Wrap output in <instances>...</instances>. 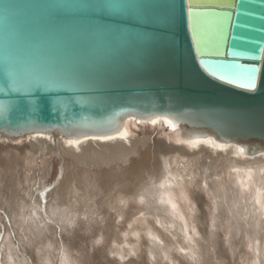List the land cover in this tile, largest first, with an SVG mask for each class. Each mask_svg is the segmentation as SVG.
Returning a JSON list of instances; mask_svg holds the SVG:
<instances>
[{
	"label": "water",
	"instance_id": "obj_1",
	"mask_svg": "<svg viewBox=\"0 0 264 264\" xmlns=\"http://www.w3.org/2000/svg\"><path fill=\"white\" fill-rule=\"evenodd\" d=\"M233 64L257 69L254 91L230 78ZM127 127L260 158L264 0H0V139Z\"/></svg>",
	"mask_w": 264,
	"mask_h": 264
},
{
	"label": "bare ground",
	"instance_id": "obj_2",
	"mask_svg": "<svg viewBox=\"0 0 264 264\" xmlns=\"http://www.w3.org/2000/svg\"><path fill=\"white\" fill-rule=\"evenodd\" d=\"M148 128L155 134L144 127L138 135L127 127V139L121 138L122 133L114 140L85 139L78 144L59 136L0 139V208L29 242H39L40 264L55 261L46 217L64 232H96V241L107 243L120 260L137 256L145 238L151 264H184L181 257L188 264H215V256L219 261L226 255L222 231L227 238L223 243L234 256L240 246L250 251H244L248 259L242 258L243 264H264V157L245 159L237 150L211 142L183 144ZM56 151L64 178L49 196L48 214L43 215L35 174L45 166L50 171L51 163L42 162ZM200 193L211 205L209 233L199 228ZM122 221L131 223V235H121ZM11 238L0 239L7 248L6 264H26ZM64 253L62 264H85L72 249Z\"/></svg>",
	"mask_w": 264,
	"mask_h": 264
},
{
	"label": "rangeland",
	"instance_id": "obj_3",
	"mask_svg": "<svg viewBox=\"0 0 264 264\" xmlns=\"http://www.w3.org/2000/svg\"><path fill=\"white\" fill-rule=\"evenodd\" d=\"M143 130L140 129L137 132H135V134L140 135L143 132ZM146 130H148L149 133L152 131L151 133L155 134V132L149 128H146ZM43 161H44V162H42V163H44L43 166L49 165V162H50L51 163L50 164L51 169H50V171L47 172L45 169V167H46L45 166L43 170H41L39 168L40 171H38V173L35 174V177H36L37 182H38L37 188L40 189L41 191H44L46 186L53 187L55 182L60 180V178H59L60 177V171L62 170V160L60 157V153L58 151H56L54 153L53 157L49 158L48 160L44 159ZM39 167H41V166L39 165ZM16 169H20L22 171L21 172L20 170H16L17 173H19V174L16 173L17 176H20V172L21 173L24 172V169H22V167H20V166H18V168L16 167ZM203 195L204 194L200 193V195H199L200 200H197V206H198V208H200L199 214H201L200 217H202V222H203V224H199V228L202 229L204 231V233H209L210 231H212V229L208 225V219L210 217L209 212H210V206L211 205H210L209 199H207L206 196L205 195L203 196ZM2 198L3 197L1 196V199ZM3 199H5V198H3ZM4 214L6 216H4ZM46 218H47V222L49 224H51L50 227H52L51 232L48 233V237L50 238V240H52L54 242V246L56 247V251L54 253L55 256H53V258L55 260L54 264H62V257H63V255H65L64 252L65 251L70 252L71 249L73 250L74 254L77 257H80L81 259L84 260V262L83 261H81V262H83L85 264H132V263L133 264H151L150 259H149L148 254H147V250H146L147 248H144L147 246L145 238L141 239V245L142 244H144V245H142L140 247L141 248L140 251L141 250L142 251L139 252V254H137V256L131 255L130 257L128 256L127 258H125L124 260H120V259H118V257L115 254L112 253V251H111L110 247H108L109 245L107 243L96 241L97 240L96 235H95L96 232H81L79 230L78 231L75 230L73 232H68V231L64 232V230L61 228V225L59 223L54 222L53 220H51L48 217H46ZM194 224H196V223H194ZM130 225H131L130 222L122 221V223H121L122 227L120 228L122 233L121 232L120 233L123 237L129 236L132 234V229H131ZM0 226H1L0 227L1 228L0 229L1 237L4 238V236H6V235L9 237H12L11 239H12L13 244L15 246L14 248L15 249L17 248L16 252L20 256V259H23L26 262V264L27 263L28 264H40L41 263V261L37 257L38 253L36 251L37 247H40L39 242H37L36 244L35 243L32 244V242H29L28 239L25 238L28 236H26V234L23 231L21 234L20 233L21 230H18L15 226H13L12 217L8 216L7 212L5 213V209L3 207L0 208ZM224 230L226 232H228L225 228H224ZM221 232L219 231V233L221 234L220 241L222 242V250L225 252L226 255H225V258L223 259L224 261L219 260L220 262L218 260H216V259H218L217 258L218 256H215V260H214L215 264H221L222 261L223 262L226 261V263H228V264H243L242 258L246 257L248 259V256L247 255L245 256L246 253H244V251L245 252L248 251V254H250V251L244 250L246 248L243 246H242L243 247L242 248L240 246L239 247V249L241 248L240 251H238L237 256L236 255L234 256V254H232L227 249L228 244H227V246L224 244L227 238H226V235L224 233L222 234ZM246 238H247L246 242L250 243V241L248 240L249 237H246ZM2 240H0V257H2V264H6V261H5L6 255L5 254L7 253V251H6L7 248H6V245L2 243ZM14 240H16V241H14ZM223 240H225L224 243H223ZM243 243L245 246V241ZM225 249H227V250H225ZM24 254H25V256H24ZM217 254H218V252H217ZM227 254H228V256H227ZM80 255L82 257H84V256L85 257L82 258ZM22 256H23V258H22ZM226 256L228 257V259ZM181 259H182L184 264H188V262H186L182 257H181ZM30 261H32V262L29 263Z\"/></svg>",
	"mask_w": 264,
	"mask_h": 264
},
{
	"label": "snow or ice",
	"instance_id": "obj_4",
	"mask_svg": "<svg viewBox=\"0 0 264 264\" xmlns=\"http://www.w3.org/2000/svg\"><path fill=\"white\" fill-rule=\"evenodd\" d=\"M108 7H113L114 10H119L118 7L115 6H108ZM181 9V13H183L184 10V5L181 4L180 6ZM188 14L193 17V20L191 21L192 26L195 28L197 26V21H196V17H199L201 15V8L199 6V4H193L192 7L187 9ZM162 23H166L169 26H172L175 24V16L174 15H170L164 19L161 20ZM231 68L233 69V71L231 73H229L228 75L230 76V78L236 82H238V85L241 87H244L246 89L249 90H255L256 89V85H257V78L255 73L257 72V69H255L254 67H249V66H245V65H240V64H233L231 66ZM221 79L223 78L222 76L220 77ZM151 123L154 125L157 123V120L153 119L151 121ZM166 123H168L169 127L174 128L175 125L172 124L171 121L166 120ZM122 139H127L128 138V132L127 130L124 131V133L121 136ZM90 139H94V140H114L116 139V137L114 136H93L90 137ZM69 144L72 143H79V141L73 142V141H68ZM240 152H245L246 150L244 148H240L239 149ZM260 156L264 157V151H260ZM60 181L63 180V170L60 171ZM60 187V183L59 181L55 182L53 187H45L44 191H37L36 195L37 198L41 200V203L44 205L43 207V215H47V206L49 204V196L55 192L58 188ZM205 188L208 187L207 184L204 185ZM257 203H260V201H256ZM262 211H264V207H262L261 209ZM0 239H2V237H0ZM0 264H2V257H0Z\"/></svg>",
	"mask_w": 264,
	"mask_h": 264
}]
</instances>
